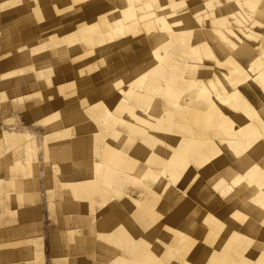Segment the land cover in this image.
<instances>
[{"label": "bare ground", "instance_id": "6f19581e", "mask_svg": "<svg viewBox=\"0 0 264 264\" xmlns=\"http://www.w3.org/2000/svg\"><path fill=\"white\" fill-rule=\"evenodd\" d=\"M62 1L0 0V19L11 24L5 25L10 36L44 42L52 37V45L39 51L35 45L27 46L28 50L17 45L19 54L25 55L23 63L34 56L35 64L47 58L50 64L45 67H50L67 54L76 64L78 82L86 77V81L96 79L89 99H79L78 106L86 109L88 119L84 120L87 125L77 127L79 139L74 146L79 151L93 139L102 149L98 147L92 156V178L74 180L70 176L63 184L66 189L81 191L83 183L99 184L116 174L132 180L131 187H124L122 199L110 204L93 195L95 188L89 190L93 203L100 205L96 217L94 213L88 217L89 223L92 218L90 233L98 237L109 232L108 237L118 240L124 250L110 264H264V0H245L252 14L237 0ZM7 7L14 8L12 13L2 14ZM29 17H35L32 22L36 25L25 22ZM21 22L25 23L18 24ZM57 29L64 34H57ZM202 40H206L203 45ZM236 47L243 55L238 59L240 67L252 72L245 75V87L231 84L227 70L219 66L223 62L219 55L228 53L231 58ZM195 56L212 60L211 64L203 62L209 67V76L184 77L185 69L195 66L191 60ZM99 60L106 64L102 72L92 74ZM100 75L103 77L97 80ZM185 90L187 99L182 103L179 99ZM180 124L187 125L186 138L178 135ZM86 128L92 139L89 132L83 133ZM101 131L109 133L101 138L97 136ZM166 142H170L169 148L162 144ZM183 142L187 155L175 158L162 173L159 164L165 157L155 149H169L172 154L175 147L184 149L178 144ZM104 150L112 163L121 154L124 162L118 166L122 169L107 172ZM79 162L78 169H85ZM186 169L184 192L176 176ZM151 172L155 178H141ZM159 174L163 177L157 178ZM228 219L236 227L226 229ZM211 227H216L212 233L208 231ZM70 231V236H79L83 247L84 228ZM93 241L102 248L101 260L109 264L104 257L110 246L100 245L103 241L96 238ZM232 242L235 245L230 249ZM251 246L259 250L253 263L249 261ZM79 247L75 255L64 256L67 264L92 263Z\"/></svg>", "mask_w": 264, "mask_h": 264}, {"label": "rangeland", "instance_id": "374dc122", "mask_svg": "<svg viewBox=\"0 0 264 264\" xmlns=\"http://www.w3.org/2000/svg\"><path fill=\"white\" fill-rule=\"evenodd\" d=\"M56 1L63 4L62 0ZM227 1L222 0L224 3ZM237 1L242 3L239 5L243 6L245 11L247 10L248 13L252 14L250 5L248 6L245 0L244 2L247 6L243 0ZM13 9L7 7L3 10L2 14L12 13ZM14 18L17 19V14H15ZM34 18L29 17L25 22H32ZM5 22L4 19H0L1 31L3 30L0 33V253L4 254L10 251V255L4 256L0 264H67L64 261L66 260L64 256L75 255L74 253L76 252L74 250L79 246L82 254H85V258L92 260L91 264H104L103 260H101L102 248L100 247V249L99 245L94 246L95 242L93 240L95 238L100 243L103 241L104 245H100L106 248L108 246L112 247L105 248L106 256L104 260L109 259V262L110 259L115 257V254L121 253L124 250L119 247L122 245L118 240L108 237L109 232L100 233V237H96V234L90 233L89 228L91 227L92 218L89 223L88 217H91L93 213L96 217L98 214L97 208L100 205H98L99 202L93 203L89 190L95 188L93 195L99 196L98 200L101 202L105 201L107 204H110L112 203L111 201L122 199V192L126 191L124 187H131L132 180L119 177L116 174L115 178H111L109 181L105 179L102 182L100 181L99 184L96 181L94 183L91 181L89 184L82 182L84 185L80 186L81 191H72L71 188L66 189L63 184L67 182L66 178H71L70 176L74 180H78V178L82 180L85 177L92 178V166L90 162L92 161V156L96 155L95 150H99L98 147H102V145L98 146L92 139L93 134L88 128L83 133L89 132V137L92 141L83 143L79 151L74 146L76 144L75 140L79 139L76 129L81 125H87V121L84 120L88 119L86 109L82 110L78 106L79 99L87 97L94 92L92 86L96 79L91 78L86 81V77L83 82H78L79 78H74L76 64L73 63L71 57L67 54H64L60 58L59 64L50 67H45L50 64L47 58L38 60L36 65L34 63V56L32 57V61L23 63L25 55L19 54L17 50L18 46H23L27 49V46L32 47L35 45L36 49L39 48V51L46 48L47 44V47L51 46L53 39L51 37V39L44 42L34 37L21 38L20 35L10 36L9 28L5 25L11 24ZM18 24L23 25L22 22ZM32 24L36 25L35 22H32ZM57 27H60V25ZM56 32L59 35L64 34L60 32V29H57ZM12 41H16L17 43ZM205 42L206 40H202V45ZM202 49H204V46ZM241 52L240 48L236 47L233 48L231 58L228 53L224 56L219 55L221 60H223L219 66L227 70V78L231 84H242L245 87L247 85L245 75L248 76L252 72L243 71V66L240 67L241 62L238 59L239 57H243ZM252 58L255 59V57ZM243 59L245 60V58ZM254 59H252V62L258 67L259 64L257 63V65V60ZM191 60H195L196 64L191 69H185V78H187V74L210 75L207 74L209 67L203 65V62L211 64L212 60L210 58L211 62L204 60L200 56H195ZM98 62L99 65L96 66V70L92 74L102 72L106 64L105 61L99 60ZM83 63L88 65L87 61ZM35 68L43 70L40 69L41 71L37 72ZM102 77L100 75V78L98 77L97 80H100ZM46 83H49L50 91H48L49 87ZM181 92L183 93H181L182 97L179 101L185 103L187 90ZM88 99L89 97L86 98V100ZM55 102H61V105L55 104ZM47 104L53 106L51 108H42ZM84 104L87 103L84 102ZM135 121L139 123V121ZM185 123L187 124V122ZM177 130L179 136L187 137V125L180 124ZM108 133L101 131V133H97V136L102 138V136L108 135ZM74 135H76V138ZM116 143H119V141H115L114 144ZM162 144L169 148L170 142ZM178 144H183L184 149L175 147L173 149L175 152L172 154L169 153V149L165 150V152L160 151V148L155 149L159 156L164 155L165 157V161L159 164L162 173L167 172L168 164H171L175 158L187 155V144L184 142ZM61 148L63 151L68 148L69 151L67 153L63 152ZM92 148L93 151L91 150ZM257 150L259 149L257 148ZM104 151L107 152L105 155V159L108 161L107 172L111 174L114 170L122 169L121 166H118L124 162L123 158L120 157L121 154L119 153V159H116L115 163H112L109 160L108 150ZM79 160L84 163L83 167L85 169H78L80 167L78 165L80 163ZM182 172L181 176L176 177L178 185L181 188L183 187L185 192L187 190V169ZM162 177L163 174L157 176V178ZM141 178L144 181L153 179L155 178V173L151 172L145 176L142 175ZM167 181L169 182V178ZM127 191L130 192L128 189ZM186 196L187 194H185ZM180 201L182 202L183 199ZM165 202L171 206L173 205V201L170 203L165 200ZM247 207L244 210H248ZM82 208H84V211H81ZM94 208L95 210H93ZM112 210H114L113 207ZM111 213L113 214V212ZM118 214L116 215L118 216ZM105 215L108 218V222H110V212H107ZM94 222L99 224L97 219ZM226 222V229H228V226L232 229L234 226L236 227L235 223L232 226L233 221L231 219H228ZM79 228H84L83 238L85 242L83 243V247L78 243L79 236H70L72 235L70 230L75 231ZM211 228V231L208 230L210 233L214 232V228L216 227ZM53 237H57L55 241L57 243L51 244L53 246L52 250L49 243ZM232 245H235V243L232 242L230 244V249L233 248ZM27 246L30 248H27ZM116 247L119 250H116ZM246 249L248 250V248ZM38 250H41V254L39 253V255L37 254ZM108 250L112 252L110 253ZM249 251V261L252 262L254 253L259 250L251 246ZM56 252H58L57 255ZM37 256L40 258H37ZM96 261L98 263H95ZM183 263L187 264L189 262H178L177 264ZM149 264H151V261H149Z\"/></svg>", "mask_w": 264, "mask_h": 264}, {"label": "crops", "instance_id": "0c3cea01", "mask_svg": "<svg viewBox=\"0 0 264 264\" xmlns=\"http://www.w3.org/2000/svg\"><path fill=\"white\" fill-rule=\"evenodd\" d=\"M57 240V237H53L52 239H51V241H50V243H49V245H50V248L52 249V245L51 244H54V243H57V242H55ZM53 250V249H52ZM54 252V251H53ZM57 253L58 252H56V255H57ZM2 255V256H1ZM8 255H10V251H8V252H6V253H0V257H2V260H3V257L4 256H8Z\"/></svg>", "mask_w": 264, "mask_h": 264}]
</instances>
